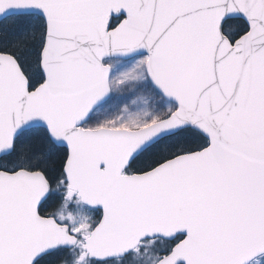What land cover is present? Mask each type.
<instances>
[{
  "label": "snow or ice",
  "instance_id": "snow-or-ice-1",
  "mask_svg": "<svg viewBox=\"0 0 264 264\" xmlns=\"http://www.w3.org/2000/svg\"><path fill=\"white\" fill-rule=\"evenodd\" d=\"M0 264H264V0H0Z\"/></svg>",
  "mask_w": 264,
  "mask_h": 264
}]
</instances>
